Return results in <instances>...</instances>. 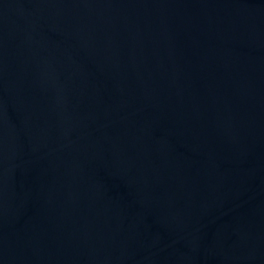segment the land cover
Instances as JSON below:
<instances>
[{
	"label": "water",
	"instance_id": "1",
	"mask_svg": "<svg viewBox=\"0 0 264 264\" xmlns=\"http://www.w3.org/2000/svg\"><path fill=\"white\" fill-rule=\"evenodd\" d=\"M0 264H264V0H0Z\"/></svg>",
	"mask_w": 264,
	"mask_h": 264
}]
</instances>
